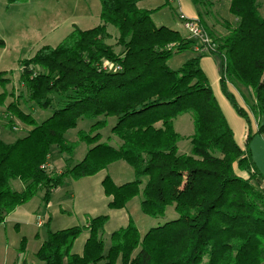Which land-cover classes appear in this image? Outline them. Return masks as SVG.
I'll return each mask as SVG.
<instances>
[{"label": "trees", "instance_id": "1", "mask_svg": "<svg viewBox=\"0 0 264 264\" xmlns=\"http://www.w3.org/2000/svg\"><path fill=\"white\" fill-rule=\"evenodd\" d=\"M5 1L11 5L30 0ZM145 1L100 0V26L75 28L58 47H42L21 62L24 91L17 95L7 92L10 80L0 73L6 127L15 131L20 122L29 129L14 144L0 140V226L39 193L48 206L65 180L95 177L125 162L135 181L118 186L105 177L102 186L109 208L123 210L142 195L145 216L164 218L174 207L178 218L143 237L131 220L110 236L107 253L103 233L109 217L89 218L86 226L49 232L36 254L41 264H264V191L257 184L259 173L249 148L236 144L200 58L177 71L169 68L167 62L175 54L194 50L196 43L179 32L157 28L152 12L140 7ZM192 1L203 10L199 20L216 47L213 54L223 61V93L250 123L226 88L233 84L249 90L254 114L263 120L258 133L264 136V0H231L236 24L227 23V33L219 39L208 32L203 19L219 0ZM108 26L118 32L114 45L108 43ZM105 62L120 70H103ZM21 102L41 109L56 103V108L39 124ZM184 114H190L194 124L190 155L179 153L182 137L174 126V119ZM98 118L117 119L111 132L119 148L100 143V134H93L105 121L90 133L79 132L78 142L66 139L79 119ZM81 143L89 150L72 166ZM54 152L65 158L60 174L48 167ZM144 178L148 181L142 188ZM16 180L23 185L21 192L11 187ZM85 231L89 237L83 253L76 254L75 244Z\"/></svg>", "mask_w": 264, "mask_h": 264}, {"label": "rangeland", "instance_id": "2", "mask_svg": "<svg viewBox=\"0 0 264 264\" xmlns=\"http://www.w3.org/2000/svg\"><path fill=\"white\" fill-rule=\"evenodd\" d=\"M230 5L231 0H219L210 15L203 16L208 32L216 39L226 35L225 25L227 23L236 24V19L230 12ZM140 7L152 12L151 18L157 28L165 27L179 32L183 39H191L196 43L194 50L175 54L167 64L170 69L177 71L188 61L200 58V67L211 85L212 92L226 120L233 129L234 140L237 145L243 147L242 136L246 123L234 111L223 93L220 82L223 61L219 55L213 54L216 53L215 51L205 53L203 50L205 44L199 39L190 38L191 33L185 28V21L182 20L184 16L188 21L200 22L199 12L203 13V10L195 6L192 0H147L140 3ZM101 11L100 0H30L23 4L11 5L5 0H0V40L5 43V47L0 48V73H4V77L10 80L9 85L6 86L7 92L9 94L14 92L17 95L24 91L20 81L22 61L32 59L42 47H58L75 28L82 31L97 28L102 24ZM205 32L207 33L206 30ZM108 33L111 36L108 43L114 45L118 32L113 26H108ZM209 40H211L210 37ZM211 42L213 43L212 40ZM226 90L234 96L240 108L251 112L254 100L249 90L233 84H228ZM3 92L4 89L0 85V94ZM21 107L41 124L52 116L56 103L49 109L25 105L23 102H21ZM2 112L3 109H0V140L7 144H14L24 138L29 129L20 122H16L15 125L18 130L8 129L6 120H4L5 115ZM102 121H105L106 125L97 128L93 134H100V143L119 148L121 143L111 132L117 123L116 118L79 119L77 127L66 134V139L72 143L78 142L79 132L90 133L93 127ZM174 126L182 137L178 145L179 153L190 155L191 137L194 133L192 116L184 114L177 117L174 119ZM88 150L89 147L86 144H79L72 157L71 165L75 166L83 161ZM63 158L58 152L52 154L49 160L52 171L58 173V170L65 165ZM104 176H110L118 186L135 181L133 169L125 162L111 165L101 172V177ZM85 181L87 180L67 179L52 193L49 207L43 202L44 193H39L9 215L5 224L0 226V264H41L36 254L40 248V242L48 238L49 232L83 226L85 216H92V213L102 207H105V213L101 216H107L109 206L103 188L100 185L97 186L100 191L98 194L95 184ZM147 181V178L143 179L142 188ZM11 187L16 192L23 190V185L19 180L13 181ZM142 200L143 196L140 195L128 207L143 233L178 218L174 207L167 209L164 218H149L141 211L140 202ZM120 219H122L121 216H114L104 229L103 239L106 244V253L110 246L111 234L123 226L120 225L122 222ZM87 236L89 232L85 231L75 244V252L80 248L83 250L84 237L87 238Z\"/></svg>", "mask_w": 264, "mask_h": 264}, {"label": "crops", "instance_id": "3", "mask_svg": "<svg viewBox=\"0 0 264 264\" xmlns=\"http://www.w3.org/2000/svg\"><path fill=\"white\" fill-rule=\"evenodd\" d=\"M231 85V84H229ZM230 102V101H229ZM231 104V103H230ZM232 105V104H231ZM234 111L238 114L237 110L234 108V106L232 105ZM243 110H245L244 108H242ZM246 113L248 114V117L250 119V123L243 117H241L239 114V117H241L245 123H246V128L244 130V134L242 136V141H243V147L241 148H246V145L248 146L249 148V151H250V156L255 164V167H256V171L259 173V178L257 180V184L261 187V189H263L264 191V136L259 134L258 133V130H259V125L262 123V120L260 119V117L258 118L255 114H254V110H253V106H252V109H251V112L245 110ZM254 123H255V129H254ZM176 129V128H175ZM18 130V128L15 129V131ZM233 130V129H232ZM250 135V137H249ZM239 146V145H238ZM240 147V146H239ZM192 151V150H191ZM65 159V158H63ZM65 161V160H64ZM48 167L50 169H52V165L49 163L48 164ZM63 167L65 168L66 167V163L65 165H63ZM63 167L60 168V170H58V174H60L62 171H63ZM106 176L104 177H101V173L98 174L97 176L95 177H90V178H85V179H82V180H87L85 182H92L94 183L96 189H97V192L98 194L100 193L99 189L97 188L98 185H100L102 188V182L103 180L105 179ZM81 181V180H80ZM91 189V188H90ZM103 192H104V189H103ZM105 195V194H104ZM107 202H108V206H109V202L110 200L105 197ZM131 203V202H130ZM130 203L127 205V207L123 210H111L109 207H107L109 209V212H107V216L109 217V221L108 223L110 222V219L114 216H121L122 219H120V222L121 224L120 225H123L121 226L122 228H126L130 221L132 220L138 227V230L140 232V234L142 235V237L147 233V232H142L136 222V220L132 217V215L130 214V210L128 207L130 205ZM50 205V204H49ZM49 205L47 207H49ZM140 205H141V202H140ZM102 211V212H101ZM105 213V207H102V209H99L98 211L92 213V216H85V220H84V223L82 224L83 226H86L87 225V221L89 218H94V217H100L101 215H104ZM5 224V223H4ZM107 225V224H106ZM106 227V226H105ZM120 228V229H122ZM119 229V230H120ZM152 229V228H151ZM118 231V230H117ZM112 235V234H111ZM89 236L84 237V243L86 242V240L88 239ZM44 242V241H43ZM43 242H40L39 244V247L41 246V244ZM85 245V244H84ZM75 248V247H74ZM84 249V248H83ZM74 253L76 254H82L83 253V250L82 248L79 249V251H74Z\"/></svg>", "mask_w": 264, "mask_h": 264}, {"label": "built area", "instance_id": "4", "mask_svg": "<svg viewBox=\"0 0 264 264\" xmlns=\"http://www.w3.org/2000/svg\"><path fill=\"white\" fill-rule=\"evenodd\" d=\"M185 21V28L191 33V37L193 39H199L203 44H205V53L214 51L215 45L209 40L208 34L205 32V30L202 28L201 24L199 21L196 20H186L185 17H182ZM103 70L108 71V72H116L120 70V67L115 66L114 64L105 62L103 65Z\"/></svg>", "mask_w": 264, "mask_h": 264}]
</instances>
